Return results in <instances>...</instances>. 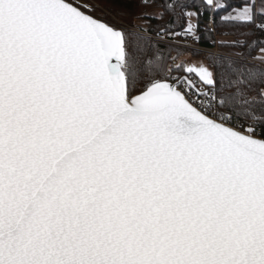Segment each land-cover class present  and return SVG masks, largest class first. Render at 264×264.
<instances>
[{
	"label": "snow or ice",
	"instance_id": "snow-or-ice-1",
	"mask_svg": "<svg viewBox=\"0 0 264 264\" xmlns=\"http://www.w3.org/2000/svg\"><path fill=\"white\" fill-rule=\"evenodd\" d=\"M122 2L0 0V264H264V0Z\"/></svg>",
	"mask_w": 264,
	"mask_h": 264
},
{
	"label": "trees",
	"instance_id": "trees-1",
	"mask_svg": "<svg viewBox=\"0 0 264 264\" xmlns=\"http://www.w3.org/2000/svg\"><path fill=\"white\" fill-rule=\"evenodd\" d=\"M101 6L106 8H112L114 10H120L125 7V4L122 0H101ZM132 11H135V6H131ZM131 21V17L128 18L127 22Z\"/></svg>",
	"mask_w": 264,
	"mask_h": 264
},
{
	"label": "built area",
	"instance_id": "built-area-1",
	"mask_svg": "<svg viewBox=\"0 0 264 264\" xmlns=\"http://www.w3.org/2000/svg\"><path fill=\"white\" fill-rule=\"evenodd\" d=\"M197 47H199V46H197Z\"/></svg>",
	"mask_w": 264,
	"mask_h": 264
}]
</instances>
